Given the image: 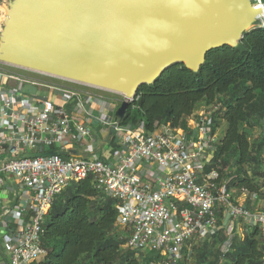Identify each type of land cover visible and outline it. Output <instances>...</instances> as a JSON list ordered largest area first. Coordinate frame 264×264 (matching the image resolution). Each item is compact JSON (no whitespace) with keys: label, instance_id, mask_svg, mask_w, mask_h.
Here are the masks:
<instances>
[{"label":"built area","instance_id":"obj_1","mask_svg":"<svg viewBox=\"0 0 264 264\" xmlns=\"http://www.w3.org/2000/svg\"><path fill=\"white\" fill-rule=\"evenodd\" d=\"M3 68L0 264L41 260L45 250L40 238L56 197L69 184L88 178L96 191L116 202L126 248L153 255L152 264H177L192 240L221 230L241 226L243 233L263 231L264 208H250L247 199L238 201L217 166L220 139L212 122L214 109L207 111L203 105L185 129L167 124L148 132L142 122L121 125L115 118L123 97L115 104L100 95L84 98L60 88L53 89L58 99L54 105L27 94L34 81ZM91 123L106 133L104 139ZM76 147L81 153L102 147L105 160L80 155Z\"/></svg>","mask_w":264,"mask_h":264},{"label":"water","instance_id":"obj_2","mask_svg":"<svg viewBox=\"0 0 264 264\" xmlns=\"http://www.w3.org/2000/svg\"><path fill=\"white\" fill-rule=\"evenodd\" d=\"M253 4L0 0V65L121 96L125 100L115 111L120 122L138 89L153 86L172 66L196 75L209 52L241 50L243 36L264 24L256 22Z\"/></svg>","mask_w":264,"mask_h":264},{"label":"trees","instance_id":"obj_3","mask_svg":"<svg viewBox=\"0 0 264 264\" xmlns=\"http://www.w3.org/2000/svg\"><path fill=\"white\" fill-rule=\"evenodd\" d=\"M260 2L264 4V0ZM240 45L241 50L225 46L209 52L196 75L183 65H175L153 86L140 87L137 99L128 104L121 125L142 122L148 132L167 124L185 129L200 103L212 105L226 96L228 103L219 115L212 116L215 128L220 122L226 126L215 161L219 160L217 166L221 167L223 159L232 160L238 167L241 174L227 179L235 196L242 192L261 196V186L243 169L250 144L240 128L250 119L249 107L264 123V24L246 33ZM60 196V202L54 203L46 217L40 238L45 255L34 264H114L119 256V243L114 242L118 236L116 202L96 191L90 178L69 184ZM244 235L241 242L229 245L233 259L230 264H264L262 230L254 228ZM234 238L235 235L227 238L226 243H233ZM149 256L142 262L126 259L123 264H152L154 256Z\"/></svg>","mask_w":264,"mask_h":264},{"label":"rangeland","instance_id":"obj_4","mask_svg":"<svg viewBox=\"0 0 264 264\" xmlns=\"http://www.w3.org/2000/svg\"><path fill=\"white\" fill-rule=\"evenodd\" d=\"M261 27L260 25L254 26V28ZM3 66V65H2ZM3 69L9 70L11 72L17 73L18 75L29 79V80H37L40 82L45 81L49 82L51 85L60 84L68 89H82L83 87L75 84H71L68 82L56 80L53 78L33 74L30 72L9 68L4 66ZM44 83V82H43ZM99 95L103 98H106L110 101H113L115 104H119L122 100V97L115 96L113 94L98 91ZM228 103V98L226 96L219 97L212 105H204L207 111H211L214 109V113L219 115L225 105ZM201 104V103H200ZM199 108L204 107L203 104L200 105ZM198 112V111H197ZM196 112V113H197ZM248 113L250 115V119L247 124L241 126V130L245 131L248 137V141L250 144V154L247 164L244 166V171L248 177L254 179L256 183L261 186V196H249L248 193H243L238 195V201H243L247 199L246 202L252 209H262L264 208V123L263 120L258 121L257 113L253 107L248 108ZM195 116V114L193 115ZM189 124L191 121L188 122ZM226 126L224 123L220 122L219 126L216 128V135L219 139H221L225 133ZM96 135L99 139H104L106 137V133L104 131H98ZM221 174L224 178L228 179V177L233 176L236 173H240L238 167L235 162L232 160H226L221 162L220 167ZM232 193L235 192L232 190ZM62 196H58L55 199L56 205L60 202V198ZM115 234L118 235L114 237V242L119 243V256L115 260L114 264H123L127 259H135L138 262H142L145 259H150L149 255H142L138 252L129 251L125 246V240L127 238L125 230L120 227L116 223ZM245 233V232H244ZM244 233L241 226L237 227L234 230H221V232L206 236L201 241L196 239L192 240L190 245L183 251L182 255L179 257L177 264H230L232 262V256L230 254V246L235 245L238 242H241L244 239ZM114 235V236H116ZM232 235H235L234 241H230V244L226 243V239L230 238ZM262 244L264 243V228L262 231V238L260 239ZM261 246V245H260ZM252 264H260V263H252Z\"/></svg>","mask_w":264,"mask_h":264},{"label":"crops","instance_id":"obj_5","mask_svg":"<svg viewBox=\"0 0 264 264\" xmlns=\"http://www.w3.org/2000/svg\"><path fill=\"white\" fill-rule=\"evenodd\" d=\"M32 81H34L36 83V86L27 87L25 89L27 94L28 95H32V96L35 95V96H38L39 98L46 99L47 101H49L51 104H54V105H56V103L58 102V99H57V97L55 95V91L53 89H60V88L68 89V88H66V87H64V86H62L60 84L51 85L49 82L46 83L45 81H43L44 83L40 82V81H37V80H32ZM71 90H74V91H77V92L81 93L84 98L86 96H89V95L90 96H99L98 90L91 89V88L83 87L82 89L73 88ZM67 108H68V110L70 112H73L72 111L73 109H71V107L67 106ZM91 127L96 131L94 123H91ZM97 132L98 131H96V133ZM94 138L97 139L96 135L94 136ZM75 150L80 155H84V156L88 155V156H91V157H94V158H99L101 160H105L104 153L102 152V147H100L99 150H97V151H87L88 153L86 152V150L81 153V150L78 147H76Z\"/></svg>","mask_w":264,"mask_h":264},{"label":"bare ground","instance_id":"obj_6","mask_svg":"<svg viewBox=\"0 0 264 264\" xmlns=\"http://www.w3.org/2000/svg\"><path fill=\"white\" fill-rule=\"evenodd\" d=\"M254 1V8L259 9V13L257 14L256 17V22H262L264 20V7L258 2V0H253Z\"/></svg>","mask_w":264,"mask_h":264}]
</instances>
